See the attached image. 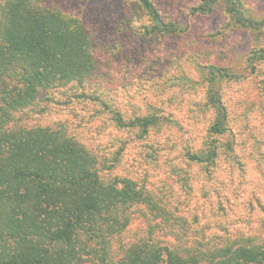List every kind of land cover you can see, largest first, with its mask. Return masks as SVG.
<instances>
[{
    "label": "trees",
    "instance_id": "1",
    "mask_svg": "<svg viewBox=\"0 0 264 264\" xmlns=\"http://www.w3.org/2000/svg\"><path fill=\"white\" fill-rule=\"evenodd\" d=\"M178 2L0 0V264H264V101L242 108L244 77L197 60L168 13ZM184 9L253 36L244 66L264 93V15L243 0ZM93 34L127 69L140 38L194 49L196 79L130 69L114 101L113 86L90 82ZM137 79L150 84H127ZM184 109L206 119L198 148L176 128L171 111Z\"/></svg>",
    "mask_w": 264,
    "mask_h": 264
},
{
    "label": "rangeland",
    "instance_id": "2",
    "mask_svg": "<svg viewBox=\"0 0 264 264\" xmlns=\"http://www.w3.org/2000/svg\"><path fill=\"white\" fill-rule=\"evenodd\" d=\"M245 6L253 13L255 16L260 17L264 15V0H243ZM195 3V0H180L178 3H170V9L168 13H172L176 16L178 23L187 28L185 34V42L189 43L191 41L195 42V55H199L197 58L201 64H215L221 67H232L233 71L244 77L241 79V88H243V95H241L246 104L242 108H250V111L258 109L264 101V93L259 89L258 77L251 76L245 70V59L248 53L258 46V43L254 40L253 36L243 30H232L226 28V17L219 11L214 12L211 15L193 16L189 14L187 9L191 4ZM190 4V5H189ZM167 12H165L166 14ZM127 15V9H126ZM129 12L128 18L132 20V24L138 28L141 24L145 22V19L141 15L134 16ZM188 35V37H187ZM93 45L95 53H97V63L99 65V70L97 73L91 77L90 82L92 84H108L113 86V90L109 97L114 101L116 99L118 102H122L124 96L119 88L114 84L116 78L123 77V75L130 74V69L135 70L134 74H148L151 76L148 70H160L165 68L166 72L163 73L162 77H174L177 75L175 68H180L186 76L192 79H196V68H195V58H191V54L194 51H185V47L174 42L170 39H156L153 38L151 41L143 40L140 38L138 40V45L133 46V50L130 51L131 64H129L130 69L124 67L126 64L123 58L119 56L114 57L112 51L108 50V45L112 46V40H105L104 43L97 38L94 34L92 35ZM264 42V39H263ZM182 44V43H180ZM186 46V44H184ZM113 47H118L114 45ZM194 53V52H193ZM173 55V58H172ZM175 55L177 57H175ZM177 58L176 60L174 59ZM119 58V59H118ZM174 59V60H173ZM173 60L174 68L171 67V61ZM111 61L107 67L106 63ZM153 64H157L154 67ZM105 71V72H104ZM127 84H150L141 80L128 81ZM251 84V85H248ZM100 92V89H99ZM134 89H132L131 94H133ZM245 95V96H244ZM188 102L196 103L200 102L203 98V92L197 91L195 93V100L191 95L185 94ZM173 118L176 120V128L182 130L181 136L184 140L190 141L194 148H198L204 137L206 136V119L200 116V121L194 123L189 117H186L185 109L183 112L175 111ZM55 119V118H54ZM181 137V139H182ZM228 136H226L223 141H226ZM190 143V145H191ZM186 144V143H185ZM140 223L135 221L131 224L129 231L134 232L140 228ZM128 231V232H129ZM129 234V233H128ZM130 237V234L127 236ZM126 242L127 239H125ZM123 249L116 244L113 246L111 251V256L118 260L122 257Z\"/></svg>",
    "mask_w": 264,
    "mask_h": 264
}]
</instances>
